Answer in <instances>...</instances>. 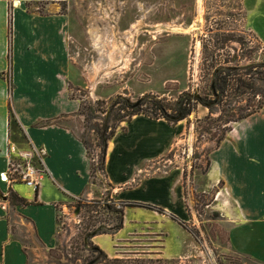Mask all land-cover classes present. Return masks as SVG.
Listing matches in <instances>:
<instances>
[{
    "label": "rangeland",
    "instance_id": "rangeland-1",
    "mask_svg": "<svg viewBox=\"0 0 264 264\" xmlns=\"http://www.w3.org/2000/svg\"><path fill=\"white\" fill-rule=\"evenodd\" d=\"M15 2L27 12L62 13L69 19L72 65L68 89L86 114L77 115L76 132L87 145L97 189L91 198L65 196L57 205L56 246L46 250L38 244L30 251L34 253L29 264H264L232 248L229 214L234 208L225 188L229 178L216 172L218 150L223 151L220 160L237 155L236 133L256 142L259 156H255L264 157V48L245 28L242 0H201L200 5L198 0H10L11 11ZM137 22H143L142 27L124 64L110 77L90 85L91 70L100 60L93 36L100 37L106 50L118 43L129 47L125 35ZM123 49L112 66L121 63ZM120 100L136 105L145 102L143 108L152 115L159 114L152 112L153 105L163 104L170 117L166 122L178 133L158 165L161 175L173 169L180 175L188 212L181 226L191 239L183 258L161 256L162 233L132 236L116 252L119 263L104 261L93 248L91 236L109 232L117 211L126 207L110 196L100 177L104 137L114 126L111 109ZM97 101L102 105L96 106ZM194 105L188 119L176 121L180 108ZM11 126L19 134L15 118ZM256 135H260L258 140ZM245 139H239L240 161L247 156ZM10 159L16 166L28 162L17 155ZM37 162L36 155L31 163L39 169ZM214 179L219 180L215 186ZM16 184L30 190L22 182ZM11 227L15 233L16 226Z\"/></svg>",
    "mask_w": 264,
    "mask_h": 264
},
{
    "label": "crops",
    "instance_id": "crops-1",
    "mask_svg": "<svg viewBox=\"0 0 264 264\" xmlns=\"http://www.w3.org/2000/svg\"><path fill=\"white\" fill-rule=\"evenodd\" d=\"M10 4L0 0V177L10 156L24 153L38 155L47 176L37 195L0 179V264H29L34 253L30 251L38 244L46 250L56 246L57 205L65 196L91 198L97 189L87 150L76 132L80 101L68 89L69 19L62 13L27 12L20 3L11 11ZM242 6L245 28L264 48V0H242ZM9 107L21 136L10 125ZM125 127L109 142L100 176L110 196L128 205L123 227L113 234L94 235L92 242L115 259L119 246L132 236L162 233L161 256L183 258L191 239L181 226L188 212L180 175L174 169L161 175L158 165L178 133L164 119L145 116L134 117ZM233 139L238 140L237 155L220 160V149L216 162V172L229 178L225 188L234 208L229 214L230 244L236 252L264 263V157L255 156L256 142L244 134L236 133ZM239 139L247 142V156L241 161ZM218 182L214 179L213 185ZM9 189L33 204H11L6 197Z\"/></svg>",
    "mask_w": 264,
    "mask_h": 264
},
{
    "label": "trees",
    "instance_id": "trees-1",
    "mask_svg": "<svg viewBox=\"0 0 264 264\" xmlns=\"http://www.w3.org/2000/svg\"><path fill=\"white\" fill-rule=\"evenodd\" d=\"M195 101H197V100H195ZM95 104H96V106H101L102 102L97 101ZM145 105H146L145 102H141L138 105H136L134 103H131L128 100H120L114 104V108L111 109V113H110V114H112V120L114 122V126L111 128L110 127L108 128L110 131H109V134L104 137V147H103V150L101 153L103 166L105 164V158H106V153H107V148H108L109 142L113 139V137L117 133L118 129H120L122 132H125L126 131L125 125L127 123H129L134 117L145 116V117H148L150 119H156V120L157 119H164L167 122L169 121L170 117L167 114V108L163 104L159 105V103H157V104L155 103L153 105L155 108L151 109V110H153L152 112L158 111L160 115L159 114L152 115V114L148 113L143 108V106H145ZM80 107H81V105H80ZM195 107H196V105H194L188 109H181L180 108L178 113H177L178 115L175 116L174 118H176V121H183V120L188 119V117L195 110ZM78 112H79L78 113L79 115H82L84 117L86 116V114H84L80 108H79ZM9 113H10V125H11V119L14 118V114L11 111V107H9ZM249 116H251V114L246 115L243 119L248 118ZM15 121H16V119H15ZM81 141L87 150L86 143L83 140H81ZM87 155H88V150H87ZM93 173H94V166L91 164V177L93 176ZM37 193H38V189L35 190V195H37ZM7 198H9L8 200L13 205H31V204H33V203H30V202L20 198L11 189H9V197H7ZM97 203H99V202H97ZM125 206H128V205H124V207ZM117 213H118V216L115 220V224L112 227H110L109 232L108 231H97V232H95V234L96 235L111 234V233H114V232L120 230L123 227V213H124L123 208L121 210H118ZM91 238H92V236H91ZM93 248H95V250L98 253H100V255L104 261L114 262V263H119L121 261L119 259L111 260L107 257V255L101 249H99L96 246Z\"/></svg>",
    "mask_w": 264,
    "mask_h": 264
},
{
    "label": "bare ground",
    "instance_id": "bare-ground-1",
    "mask_svg": "<svg viewBox=\"0 0 264 264\" xmlns=\"http://www.w3.org/2000/svg\"><path fill=\"white\" fill-rule=\"evenodd\" d=\"M18 3L19 2H16V5H18ZM200 3H201V0H198L199 5ZM142 23L140 22L132 23L131 30L126 32L125 36L127 37V40H129V44H130L129 47H126L124 43H118L115 46H112V49L107 48L106 50V48L100 44V37L94 35V32H91L92 35H94L92 38V41L94 43L95 50L99 54L100 60H99V63L95 64L91 70L92 71L91 77H93V80H91L90 85L94 86L95 84L99 83L101 80L110 77L113 71L115 70V68L120 67L124 64L128 50L135 46V43H136L135 41L137 40L136 37L140 33ZM122 49L124 53L121 55V58H120L121 63L119 64V66H115V67L112 66V63L116 59L115 55L119 53L120 50L122 51Z\"/></svg>",
    "mask_w": 264,
    "mask_h": 264
},
{
    "label": "built area",
    "instance_id": "built-area-1",
    "mask_svg": "<svg viewBox=\"0 0 264 264\" xmlns=\"http://www.w3.org/2000/svg\"><path fill=\"white\" fill-rule=\"evenodd\" d=\"M21 158L28 160L27 165H14L11 159H8V167L4 174L1 175L0 179L8 186H11L15 183H23L27 185L33 191L39 190V187L42 184V181L47 176L46 169L40 163V159L37 155L39 169L32 165L31 160L36 157L31 153H24L20 156ZM17 167V168H16ZM23 167V168H22ZM23 169L19 171V169ZM5 176V177H4Z\"/></svg>",
    "mask_w": 264,
    "mask_h": 264
}]
</instances>
